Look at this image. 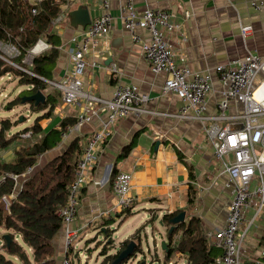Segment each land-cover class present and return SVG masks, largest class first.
<instances>
[{"label":"crops","instance_id":"obj_1","mask_svg":"<svg viewBox=\"0 0 264 264\" xmlns=\"http://www.w3.org/2000/svg\"><path fill=\"white\" fill-rule=\"evenodd\" d=\"M251 1L253 0H136L137 10H168L181 25V32L174 35L171 42L177 53L187 57V63L192 69L211 70L215 87L209 100L211 111L215 109L216 101L222 97V87L214 68L233 59L243 58L249 51L264 58V8L256 10L251 6ZM79 4L89 8L91 17L99 13L100 0H77L76 7ZM111 6L114 15L112 29L107 41L102 44L103 54L87 58L89 66L83 76L84 90L95 97L110 99L119 84L136 85L151 97L146 105L147 109L178 112L182 101L176 95H164L162 92L166 75L152 71L141 53L140 45L133 41L120 18L118 1L112 0ZM242 25L253 27L252 32L245 37L241 32ZM81 29H74L69 22L60 29L50 28L49 32L59 35L62 41L58 47L60 57L53 79H61L72 71L73 63L69 54L71 39ZM137 32L144 38L148 37V33L140 27ZM39 41L48 44V50L52 47L45 39ZM94 61L96 65L92 64ZM113 64L118 67L117 73L112 72ZM263 78L264 73L258 81ZM55 93L58 94V101L53 113L39 121L43 132L58 129L63 119L76 118L81 112L79 105H66L60 94ZM93 104L92 113L98 115L91 122L94 130L100 125V119L107 117V112L99 102ZM93 130L86 128L81 133L63 136L56 147L38 158V164L43 165L62 155L75 137H80L84 144L92 136ZM129 145V153L120 159ZM0 158L6 162L14 161V148L0 150ZM114 167L117 172L122 170L132 173V194L136 197L133 208L141 206L142 218L145 214L147 221L144 224L148 225L145 229L151 227L154 232L164 215L180 211L186 212V220L192 216L199 218L206 233L216 232L225 224L231 192L224 188L226 177L221 174V166L214 159V149L203 136L201 125L198 122L150 113L138 117L128 116L113 127L111 137L101 147L99 160L90 170L89 178L81 190L78 213L70 225L72 230L79 229L82 232L75 243L73 257H80L82 247L79 246V241L86 238L91 230L103 234L106 223L112 229L113 224H121L129 217L123 211L115 209L116 197L111 181ZM214 181L216 184H213ZM198 185L208 186V189H201ZM191 187L197 190L196 200L192 204L189 202ZM151 210L156 211L155 220L153 224H147L152 217ZM106 212L111 213L110 218ZM133 214L134 209L130 215ZM254 215V209H250L242 227L249 228L245 239L246 262L249 264H256L255 261L261 258L264 249V211L258 218L254 219ZM210 240L214 244L215 264H218L223 251L215 245L214 239ZM55 246L60 263L65 256L63 231L56 236ZM175 258H184L185 264L188 263L187 255L182 253H177Z\"/></svg>","mask_w":264,"mask_h":264},{"label":"built area","instance_id":"obj_2","mask_svg":"<svg viewBox=\"0 0 264 264\" xmlns=\"http://www.w3.org/2000/svg\"><path fill=\"white\" fill-rule=\"evenodd\" d=\"M23 1L31 3V12L36 15L39 12L38 6L47 0ZM111 1L100 0L99 13L92 17L91 24L71 39L69 54L73 63L72 71L58 80L43 79L48 83L49 91L60 93L64 104L81 107L76 124L68 128L64 137L81 133L83 125L91 124L92 119L98 116L92 113L94 102H99L107 112V117L100 119V125L83 144L76 177L69 186L67 204L59 212L62 231L65 233V256L59 264H71L75 243L82 232L79 229L72 230L70 225L76 219L81 190L89 178L90 170L99 160L101 147L111 137L113 127L121 119L145 113L171 116L201 125L203 136L214 149V159L221 166V174L226 177L224 188L231 192L225 224L216 232L207 233V236L214 239L215 245L223 251L218 264H245V239L249 228L242 227L247 212L254 209L255 219L264 211V78L258 81L264 73V58L249 51L243 58L217 65L214 71L218 74L222 97L216 101L215 109L211 111L209 100L215 91L211 70L192 69L187 63V57L177 53L171 39L182 29L174 15L162 9L146 8L139 11L136 0H117L120 18L133 41L140 45L141 53L152 71L166 75L163 94L176 95L182 101V106L176 113L149 110L146 105L151 97L136 85L119 84L110 99L95 97L84 90L83 76L89 66L88 56L96 58L103 54L102 44L107 41L114 21ZM74 4H77V0H66L62 12L52 20L51 29H60L69 22L68 13L76 8ZM250 4L256 10L264 8V0H253ZM138 27L148 33L147 38L137 32ZM252 30L251 25L241 26L243 37ZM49 47L45 42L39 41L28 50L23 62L27 63L31 59L29 65H32L34 56ZM20 55V49L10 38L0 41V59L27 71L13 61ZM92 64L96 65V62ZM112 72H118L116 64H113ZM22 136L30 137L31 132ZM36 166L29 167L21 176L9 175L17 185L21 178L31 175ZM4 179L5 177L1 178ZM132 180L130 172L120 170L116 174L112 186L116 197L115 209L118 211H124L136 202V197L132 194ZM198 186L208 189V186ZM14 197L15 193L4 196L3 202L9 207ZM106 215L111 217L110 212H106ZM255 263L264 264V249L261 258Z\"/></svg>","mask_w":264,"mask_h":264},{"label":"trees","instance_id":"obj_3","mask_svg":"<svg viewBox=\"0 0 264 264\" xmlns=\"http://www.w3.org/2000/svg\"><path fill=\"white\" fill-rule=\"evenodd\" d=\"M66 0H47L39 6V12L34 15L31 12V3L23 0H0V41L11 39L20 49L21 55L13 61L26 69L22 70L0 59V79L14 76L20 85H27L26 96L41 90L47 94L45 103L36 105L27 102L31 110L37 113L33 124L21 131L11 132L19 120L12 122L10 119H1L0 150L14 148L15 159L6 162L0 158V228L5 234L10 235V242L2 236L0 244V264H59L58 251L55 246V238L62 231V218L60 209L67 204L69 198V186L75 180L76 167L82 152L80 137L71 141L66 152L57 156L43 165H37L38 158L56 147L63 138V134L70 126L77 122L78 117H69L61 121L58 129L43 132L39 121L53 113L58 101V94L49 91V85L43 79H53L54 70L59 60V45L62 43L57 34L50 33L52 20L62 12ZM40 39H45L52 47L34 57L32 65L23 62L28 50L33 48ZM12 76V77H13ZM60 94V93H59ZM61 96V95H60ZM61 98V97H60ZM22 97H17L8 104L12 109L22 102ZM26 103V104H27ZM24 120L28 118L24 117ZM31 132L30 137H23L24 133ZM131 149L127 146L120 159L125 157ZM37 165V166H36ZM34 171L26 178L16 181L9 174L23 175L29 167ZM114 167L111 174L113 181L117 174ZM5 177L4 180H1ZM15 193L10 206H6L3 197ZM197 197V190L190 189L189 202L192 204ZM133 206L123 213L130 216ZM152 217L147 224H153L156 211L151 210ZM180 212L166 214L162 217L163 226L166 228L167 252H165L164 264L172 262L177 253L187 255V264H215L213 252L214 244L208 238L202 228L199 218L190 217L183 223H179L171 233L174 225L171 220ZM105 225V237L108 239L105 255L101 264H126L138 253H143L142 234L148 225H142L134 234L125 239L116 254H108L112 239L109 223ZM264 238V237H263ZM132 242H136L132 252L118 261L120 254L125 251ZM159 258V257H158ZM147 263L146 257L138 264ZM72 264V262H71ZM245 264H249L245 262Z\"/></svg>","mask_w":264,"mask_h":264},{"label":"rangeland","instance_id":"obj_4","mask_svg":"<svg viewBox=\"0 0 264 264\" xmlns=\"http://www.w3.org/2000/svg\"><path fill=\"white\" fill-rule=\"evenodd\" d=\"M73 6H76V4H74ZM67 21H69V19H67ZM30 62L31 59H29L26 64L29 65ZM12 76L3 77L0 79V120L6 118L15 121L19 120V124L17 126H14L11 130V132L14 133L30 127L33 121L35 120L37 113H34L31 110L30 103L24 104L21 102L15 105L12 109L10 108V106H8V104L14 101L17 97H26L25 94L27 92V89H29L27 85H20L18 80L14 78V76ZM24 117L28 118V120H24ZM47 158L48 156L44 158V160H46ZM40 159L42 162V158ZM133 209V215H130L123 223H116L113 224V226L111 227V230L114 229V232H111L112 235L110 240L112 239V243L111 246L107 249L108 254L113 255L118 253L121 243L130 234H133L138 228H140L144 223L147 222L145 214L142 218V210L140 205H136V207H134ZM5 233V230L0 228V244H2L3 242L2 236ZM142 238V249L144 252L138 253L136 257L132 258L126 264H138L140 260L144 259L145 257L147 263H153L154 261H156L157 264H163L165 252L162 249L161 245L164 240H168L166 235V229L160 224V222H158L156 225V230L153 232L151 227L145 229L142 234ZM79 242V246L82 247V251H80L81 254L79 258L72 256V264H101L105 257V255H102V253L104 252V249L106 248V244L108 242V239H106L105 234L91 230L89 235ZM133 244L136 245V242H134ZM75 253H77V251H75ZM122 257L123 256H120V258ZM158 257L160 258V260ZM185 263L186 262L184 258H175L169 264Z\"/></svg>","mask_w":264,"mask_h":264},{"label":"water","instance_id":"obj_5","mask_svg":"<svg viewBox=\"0 0 264 264\" xmlns=\"http://www.w3.org/2000/svg\"><path fill=\"white\" fill-rule=\"evenodd\" d=\"M68 19H69V23H70L71 27H73L74 29H79V28L85 29L92 22V17H91V13H90L89 8L82 5V4H79L76 8L69 11ZM110 60L112 61V59H110ZM46 100H47L46 93L39 90L34 94L27 95L26 97H24L22 99V103L26 104L27 102H34L36 105H39L40 103H42V104L45 103ZM21 120H22V118H21ZM82 128L83 129L89 128V129L93 130L92 125L89 123H85ZM185 220H186V212L183 211L171 220V222L174 225L171 227L170 232L172 233L174 228L176 227V225L179 223L185 222ZM160 224L163 226L162 221H160ZM4 237L8 242H10L11 238H10L9 234H5ZM133 243L134 242H132L130 244V246L120 254V256H123V257L120 258V256H119L118 261L123 259V258H126L132 252V250L135 246ZM167 244H168L167 240H164L162 242V245H161L162 249L165 252H167V250H168Z\"/></svg>","mask_w":264,"mask_h":264},{"label":"clouds","instance_id":"obj_6","mask_svg":"<svg viewBox=\"0 0 264 264\" xmlns=\"http://www.w3.org/2000/svg\"><path fill=\"white\" fill-rule=\"evenodd\" d=\"M37 47L39 48V44L37 45Z\"/></svg>","mask_w":264,"mask_h":264}]
</instances>
